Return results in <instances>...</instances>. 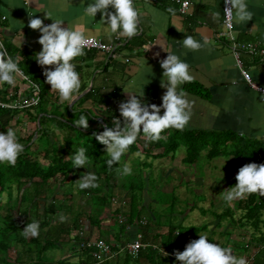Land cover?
Listing matches in <instances>:
<instances>
[{"label": "crops", "instance_id": "obj_1", "mask_svg": "<svg viewBox=\"0 0 264 264\" xmlns=\"http://www.w3.org/2000/svg\"><path fill=\"white\" fill-rule=\"evenodd\" d=\"M189 1L190 6L186 14H182L180 11L181 4L178 0H134V6L140 13V32L132 38L122 37L118 39L115 35L109 38L103 30L104 26L100 21L101 13L99 11L94 20L87 17H84L82 21L80 20V17L83 16V9L89 0H29V2L28 0H0V46L17 50L19 60H23L25 57L30 58L37 67L38 75L42 76L43 69L35 59V54L42 48L37 42L41 33L39 30L31 29L28 26V21L31 18L39 17L44 21V24H51L53 19L46 18V10L52 13L53 18L65 19L63 27H67L68 24L69 26L74 23L81 24L86 32H90L91 35L100 38L106 44L117 45L115 55L85 50L86 55L76 58L75 61L77 63L76 70L80 73L82 81L75 102L69 105L67 102L60 103L58 93L51 90L54 101L47 105V108L58 110L64 117H60L61 120H67V111L74 113L85 111L92 117V120H88L89 126L93 129L103 130V128L108 127V124L115 126L114 118L120 120L119 103L129 98V93L125 90H144V96L141 99L149 104L159 105L162 102L161 97L166 89L162 88L160 84L163 73L160 60L165 59L168 53L162 49L159 42L165 43V46H170L173 52L189 64V72L194 77L191 83L181 85L187 94V99L191 102V118L185 129L211 133L228 132L264 142V102L262 96L246 83L244 74L238 67L228 43L217 39V33L224 30L222 0ZM246 3L248 10L252 13V19L239 25L235 24V35L240 42L257 45L260 48L264 47V0H246ZM215 12L220 13L218 19L213 17ZM96 29H100L99 36H96ZM187 35L201 41L207 37L209 44L198 51L184 49L182 39ZM149 45L150 47L146 49ZM157 52H159V56L155 55ZM242 60L244 69L254 81L264 87V61L248 54H245ZM21 73L23 72L21 71ZM16 80L21 83L18 97L21 98L22 95L26 96L29 92H33V84L26 81L22 75H17ZM91 90H94V95L86 98ZM162 112L163 110H161V114ZM44 115L39 106L21 110L17 115L5 116L0 126L2 127L4 124L6 128H11L15 125L13 128H15L17 136L27 139L36 128H41L40 123ZM35 117H37L36 120ZM78 118L79 115L73 118L69 116L73 122ZM50 126L54 127V134L50 136L51 141L61 145L62 149L65 150L66 158L72 157L68 146L64 144L66 132L57 128L55 121ZM75 137V134H71V138ZM38 140L39 134L35 133L31 143ZM138 140L140 142V151L138 152L140 155L134 153V157L137 156L139 160L145 158L140 160L139 164L152 170V180L157 185L154 190L167 185L171 187L169 189L173 188L174 191L185 187L184 189H189L191 193L196 191L198 194H203L204 188L212 185V178L217 185L227 183L229 188L236 183L235 178L228 181V179L218 178L217 174L214 178V175L210 173L211 169L217 171L218 169L222 170V166L224 169L227 165H231L227 161L224 165V160L209 162V165L204 164L198 168L196 163H184L186 153H181L177 157L175 152L168 156L156 158L162 150L153 148L146 152L144 147L149 145L147 138L143 135ZM24 143L23 140L22 144ZM28 154L35 158H41L36 145L33 147V152ZM132 155L126 153L117 165L122 168L127 163L133 167L130 163L136 159ZM203 157L206 159L205 153L201 158ZM90 162V167L80 171L72 185L73 191L69 199L77 197V201L73 205L78 204V209L77 206L73 207L71 218L68 217L67 212L63 214L68 219L67 224L60 221L62 214L50 217L52 224L46 227L42 237L45 239V234L50 229L64 227L63 230L66 228L69 230L73 225L76 232L72 243L73 253L70 257L67 255L69 258L65 260L72 263L79 261V242L82 238L79 236L80 231H84L86 239L103 238L114 244L117 247L118 255L116 257L123 253L121 248L133 241L138 232H142L148 242L167 232L168 227L163 223L152 224L151 213L145 211L148 203L154 201L157 203L148 193H146L145 203H139L140 213L138 217L136 215L129 216L132 207V190L135 188L132 186V175L123 177L118 173L106 183V180L103 179L106 175L105 163L97 161V159ZM232 166L236 169L235 163ZM87 171H93L97 176L102 172L103 186L111 187L112 191L107 189L109 194L107 197L110 199L106 203H101V200L95 196L94 188L85 189V192L80 193L77 187L80 182L79 178ZM168 177L169 179L165 183ZM221 180L223 181L221 182ZM190 185H196L197 189H191ZM30 187V183L23 186L21 194L26 190L29 191ZM16 189L12 188L9 193L12 195L11 191ZM17 192H19L18 189ZM5 193H7L8 200L2 203L0 209L4 206L7 210L11 205L13 217L19 220L21 203H18L13 196L9 197L8 192ZM113 198L117 201L114 202ZM236 201L234 204L232 203L231 207L235 205ZM41 204L40 213L44 210L45 201L41 200ZM95 205H99L101 208L95 211ZM191 206L192 209L197 207L196 204ZM201 210L204 214L207 213L203 208ZM1 215L0 222L9 214L6 212V214ZM132 219L135 220L131 221ZM143 219L149 222L147 234L143 232V227L140 224V220ZM155 222L158 221L155 220ZM115 224L118 225L117 228L113 226ZM21 249L22 247L18 244L13 247L10 252L12 261L19 260V264L34 262V260L28 261L25 254L22 255ZM21 255L24 257L23 260H20ZM57 261L59 260L52 262L56 263Z\"/></svg>", "mask_w": 264, "mask_h": 264}, {"label": "trees", "instance_id": "obj_2", "mask_svg": "<svg viewBox=\"0 0 264 264\" xmlns=\"http://www.w3.org/2000/svg\"><path fill=\"white\" fill-rule=\"evenodd\" d=\"M3 50H6L14 59H18L17 50L11 47L2 48L0 46V51ZM18 63L23 74L39 86L41 102L38 106L41 113L45 115L42 117L40 123L41 128H36L34 133L27 139L18 137L20 143L23 140L25 143L23 144L24 150L18 157L15 166L8 164L0 165V206L3 203L1 196L5 192L9 193L12 188L18 189L19 192L16 200L18 203H21L19 220L13 217V208L10 205L6 210L9 215L2 218L3 220L0 222V262L2 264H19V260L13 262L10 256L13 247L18 244L22 247V255L25 254L28 261L34 260V262H28L30 264H174L175 257L162 255L159 248H166L169 253H174L175 250L183 251L185 245L190 240L198 239L199 234L208 229L206 224L203 226L189 225L180 228L169 227L166 233L156 236L153 241L148 242L144 238L147 247L142 249L138 256H133L129 252L124 251L116 259L114 257V260L109 259L101 263L91 255L90 249L81 248L79 242L80 259L77 263H72L69 260H59L55 263L43 259L44 253L55 247L56 241L58 242L62 236L65 238V236L67 237L69 235V230L68 232L63 229L59 231L58 229L60 227H58L47 231L45 239H42L46 227L52 224L50 217L58 214L63 215L68 209H72L71 201L73 199H69L71 192L70 190H65V185L70 184V181L74 184L77 174L85 169L83 167L73 168L72 157L66 158L65 150L62 149L61 145L51 141L50 136L54 134V127L50 126V124L55 121L57 128L66 132L67 136H65L64 144L68 146L72 154L75 149L83 147L87 150V156L90 161L94 162L97 159V161L105 163L106 175L104 178L101 176L102 172L98 175L99 187L93 189L95 196L101 200V203H106L110 199L107 197L109 195L107 189L112 191L111 187L103 186L104 183L101 178L106 180L105 182L107 183L119 173L117 169L120 167L117 164L113 165L112 168L107 166L106 161L108 156L106 146L98 142L93 135V133L104 131L105 128L103 130H97L88 126L85 129L82 126L79 127L72 124L74 122L69 119V116L73 118L76 115H79V117L86 115L89 121L92 120V117L85 111L81 113L67 111V120H61L60 117L62 115L58 110L47 108V105L54 101V95L51 94L50 85L45 83L44 75H38L37 67L30 58L18 59ZM20 88L18 80H16L14 87L7 84L0 86V102L12 103L18 99L32 97V91L26 96L22 95L21 98L18 97ZM93 93L94 90H91L86 95V98L93 96ZM20 111V109L3 108L0 106V123L5 116L9 114L17 115ZM34 119L36 120L37 117ZM120 122L121 126H123L122 117H120ZM2 125V127L0 126V131H6L8 128L4 124ZM114 127L108 124L107 128ZM35 133L39 134V140L31 143ZM71 134H75L76 137L71 138ZM140 136H143V133L138 135L136 142L130 146L127 153L134 154L140 151V142L138 140ZM162 136H164V139L157 142L148 141V147H144L146 152L151 151L153 148L161 149L162 152L156 158L168 156L175 153L181 146H184L186 148V157L183 161L186 164L197 163L200 161L203 153L206 154L207 159L211 160L217 157L233 156L235 158V168H240L244 164L251 162L258 164L264 163V142L251 140L240 135L228 132L211 133L192 131L184 128L183 131L166 129L162 133ZM35 145L41 155L40 159L28 154L33 152ZM27 183L31 184L29 191L26 190L21 194L23 186ZM59 188L60 190H58ZM133 189L132 207L129 216L136 215L138 217L140 213L139 201L135 193V188ZM83 192L85 191L80 190L81 194ZM9 197H12L10 193ZM40 199L45 201L42 213H40V207L42 205ZM238 213L239 216H237ZM216 216L219 218L218 225H222L225 219L229 220V225L234 226L233 229L237 228L241 233L242 231L252 230L245 242L231 241L223 247H231L237 256H244L247 260L252 258L251 264H264V196L252 194L246 199H239L235 202L234 207L227 206L223 214H217ZM0 217H2L1 214ZM9 217L10 219L8 220ZM32 221H39L40 235L37 238H29L27 240L21 235V232L26 224ZM148 223V221L146 225L140 223L143 227V232L146 234L149 228ZM177 231L179 235H176ZM230 233L228 232V236ZM50 238H54L55 240ZM210 240L213 241V239ZM154 246L158 248H154ZM113 249L115 251L117 249L114 244ZM250 251L253 252V256L247 255ZM22 255L20 260L24 259Z\"/></svg>", "mask_w": 264, "mask_h": 264}, {"label": "clouds", "instance_id": "obj_3", "mask_svg": "<svg viewBox=\"0 0 264 264\" xmlns=\"http://www.w3.org/2000/svg\"><path fill=\"white\" fill-rule=\"evenodd\" d=\"M225 4L228 5L224 9L225 24L228 28L252 19L246 0H225ZM98 11L101 13L103 30L109 38L113 35L118 39L132 38L139 34L140 13L134 6V0H89L80 20L82 21L84 17L94 20ZM219 16V12L213 13L214 19H218ZM46 18H52L53 22L46 25L39 17L28 21L31 29L39 30L41 33L37 42L42 48L35 54V59L43 69L45 83L50 85L52 91L58 93L60 103L67 102L69 105L75 102L82 84L80 73L76 70V58L85 56V49L96 46L97 40L90 32H86L81 24L74 23L72 26L68 24L67 27H63L65 19L53 18L52 13L47 10ZM95 32L96 36H99L100 29H96ZM159 44L168 53L165 59L160 60L163 69L160 84L166 89L161 97L162 102L159 105L149 104L141 99L144 90H125L129 93V98L119 103L123 126L119 119L114 118V128H105L100 133H93L95 139L106 146L108 156L106 163L109 168L119 164L130 146L136 142L139 134L143 133L150 142H157L164 139L162 136L164 130L183 131L189 123L191 102L181 85L191 83L194 79L189 72L190 66L173 52L170 46L160 42ZM208 44L207 37L202 41L191 35L182 39V47L190 51H198ZM149 47L150 45L146 49ZM155 55L159 56V52ZM20 72L18 59H14L6 50L0 51V86L7 84L14 87L16 76ZM161 110H163L162 114ZM88 119V116L81 115L74 124L86 129L89 126ZM23 150L24 145L19 142L14 128L0 131V165L15 166ZM72 165L73 168L90 167L91 162L85 148L75 149L72 154ZM117 171L123 177L133 174L132 167L127 163ZM98 179L95 172L87 171L79 178L77 187L81 191L97 188ZM235 180L233 187L223 192L222 199L226 206L231 207L234 201L246 199L252 194L264 196V163L244 164L238 169ZM66 219L67 217L60 216L62 222ZM21 235L25 239L39 237V221L27 223ZM176 235H179V232ZM162 255L167 256L168 253L163 250ZM174 256V264H248L247 258L237 256L231 247H223L203 234H199L198 239L190 240L183 251L175 250Z\"/></svg>", "mask_w": 264, "mask_h": 264}, {"label": "rangeland", "instance_id": "obj_4", "mask_svg": "<svg viewBox=\"0 0 264 264\" xmlns=\"http://www.w3.org/2000/svg\"><path fill=\"white\" fill-rule=\"evenodd\" d=\"M13 127H15V125L11 126V128ZM181 153L184 154L186 153V148L184 146H181L176 151L177 157L180 156ZM132 157L136 159L134 160V162L130 163L133 166L132 169H134L132 174V186L135 187V193L137 194L139 203L142 202L145 203V200L147 199L146 193H148L152 198H154V200L157 201V203H154L155 202L154 201L148 203V205L145 204L146 205L145 211L146 212L149 211L152 215V217H150L152 224L156 225L157 223L158 224L163 223L164 225H166V227H168V229L169 227L180 228L184 226L187 227L189 225L203 226L206 224L208 226V229L202 232L201 234L206 235L209 239H213L214 242L219 243L221 246H226L231 241L245 242L246 238L249 237V235L251 234L252 230L242 231L241 233L239 229L237 228L233 229L234 226L228 224L229 220L224 219L223 224L218 225L219 218L216 215L223 214L226 211V207H227L222 199L223 192L226 191L225 189L229 188V186H227V183H225L224 185H217L214 182V179L212 178L211 179L212 185H209L208 188H204L205 191H202L203 194H198L196 191L191 193L189 189H187L188 191L184 189L185 187H181L182 188L181 190L174 191L173 188L169 189L171 187H168L167 185L166 186L163 185L161 186V188L154 190V187L157 185L152 180L153 178L152 170L145 168L143 165L140 166L139 164L140 160H144L145 158L139 160L137 156L134 157V154L132 155ZM220 160H226L228 164L231 165H227L226 167H224V169L222 168V170L218 169L216 171L215 169H211L210 173L214 175V178H216L215 175L217 174L218 175L217 177L220 179H228V181L230 179H234L238 168L234 169L232 166V164L235 163V158L233 156L217 157L212 160L207 158L204 159L203 157L196 164L198 168H200V166H203L204 164L209 165V162L212 163L219 162ZM168 179L169 177L165 180V183L168 181ZM222 181L223 180H221V182ZM69 183L70 184L65 185L66 186L65 190H70V192L72 193L73 191L72 181H70ZM190 186L191 189L194 188L197 189L196 185H190ZM11 193L14 199H17L18 196L17 189L11 191ZM6 194L7 193H4L1 196V201L3 203L8 200ZM76 201H77V197H75V199L71 201L72 205L76 203ZM193 204H196L197 207L192 209L191 205ZM74 206H77L78 209V204L77 205L75 204L71 206L72 211L69 209L67 210L68 217L70 218L72 217L70 215H72ZM100 208L101 206L95 205L94 209L95 211H97ZM201 208L206 210L207 213L204 214ZM6 212H7L6 208L3 206L2 209H0V214L4 215L6 214ZM69 212H71V214H69ZM237 216H239V213L237 214ZM155 220L158 222H155ZM64 222L65 224H67L68 219L63 221V223ZM113 226L115 228L118 227L117 224ZM63 228L64 227H60L58 230L60 231ZM65 231L68 232V229L66 228ZM228 232L229 233L231 232L229 236H228ZM68 233H69L68 237L62 238L58 242L56 241L54 245L55 247L51 248L50 250L44 253V257H43L44 260L46 261L65 260L70 257L71 253H73L72 243L76 235L75 228L73 225L69 229ZM50 239L55 240L54 238H50ZM75 246L77 248V243ZM67 255H69V257ZM247 255L251 256V252L247 253Z\"/></svg>", "mask_w": 264, "mask_h": 264}, {"label": "built area", "instance_id": "obj_5", "mask_svg": "<svg viewBox=\"0 0 264 264\" xmlns=\"http://www.w3.org/2000/svg\"><path fill=\"white\" fill-rule=\"evenodd\" d=\"M181 4L180 11L182 14H186L189 6L190 1L189 0H178ZM228 5L225 4V0H222V16H223V27L224 30L217 33V39L222 40L228 43V46L231 48L238 67L243 72L246 83L256 90L258 93L262 96V101L264 102V87L259 85L252 76L244 69V62L242 60L243 56L245 54L258 57L261 61H264V47H259L257 45L248 44L240 42L236 35H235V24L232 28H228L225 24V17H224V9ZM96 38V37H95ZM97 44L96 46L90 47L88 49H85L86 51H100L105 52L107 54L115 55L117 51V45L114 44H106L103 42L100 38H96ZM20 75L24 77V79L31 84H33V95L30 98H23L18 99L12 103H2L0 102V106L3 108H12V109H20V110H26V109H32L37 107L41 102V96H40V88L37 84H34L28 77L24 76L23 73L20 72ZM113 201L116 202L117 200L113 198ZM142 225L147 224V220L143 219L140 221ZM80 236H82L80 241V247L84 249H90L91 255L94 256L98 262H105L106 260H111L114 257H116L118 254L113 249V244L103 238L98 239H86L84 236V231H80ZM147 247V244L144 242V235L142 232H138L135 236V239L131 242H129L126 246L121 248V252L127 251L133 256H138L140 251ZM154 248H158L154 246ZM160 253L167 252L168 255L175 257L174 253H169V251L166 248H159ZM251 252V256H253V252ZM252 258L248 260V264H251ZM30 264V263H27Z\"/></svg>", "mask_w": 264, "mask_h": 264}]
</instances>
